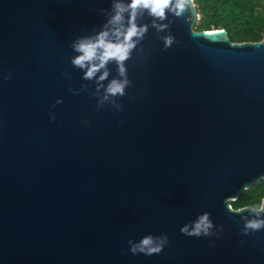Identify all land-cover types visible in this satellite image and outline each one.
Segmentation results:
<instances>
[{
  "label": "water",
  "instance_id": "water-1",
  "mask_svg": "<svg viewBox=\"0 0 264 264\" xmlns=\"http://www.w3.org/2000/svg\"><path fill=\"white\" fill-rule=\"evenodd\" d=\"M176 2L163 21L137 10L131 83L105 99L117 63L84 79L72 45L115 41L130 0H0V264H264V229L244 234L264 210L231 206L264 180V39L197 31ZM205 213L208 236L181 233ZM165 234L160 254L128 251Z\"/></svg>",
  "mask_w": 264,
  "mask_h": 264
},
{
  "label": "clouds",
  "instance_id": "clouds-1",
  "mask_svg": "<svg viewBox=\"0 0 264 264\" xmlns=\"http://www.w3.org/2000/svg\"><path fill=\"white\" fill-rule=\"evenodd\" d=\"M172 4V0H130L126 6L122 3H114L111 19L108 24L113 26L112 35L116 37V40L109 39V31H101L93 38L80 39L76 41L72 48L75 52L79 53L75 58L71 59V64L80 69L87 68L84 79H92L96 73L104 69L109 61H115L118 65L119 74L124 79L112 80L108 85L106 92L108 96H123L125 94V88L130 85V81L126 77V69L124 62L129 59L131 51L136 47L137 43L143 39L147 32V25L138 26L135 22L137 10L147 9L149 15L152 17L159 18L163 21L165 12L169 9ZM177 15H180L185 9V0H177L176 2ZM128 12L127 28L124 30V13ZM159 31H163L167 25H156ZM135 38V39H134ZM173 37L167 36L163 38L165 49L169 48L173 43ZM98 61V63L96 62ZM67 76V73H63ZM108 72L104 71L99 77L101 81L106 79ZM12 73L9 72L3 76L2 79L7 81L11 79ZM72 92V89H69ZM75 94V93H74ZM62 100H58L57 103H62ZM53 108L55 105L52 106ZM50 119L54 122L55 115L50 114ZM85 124L89 121L85 120ZM264 210V205L253 207V211L259 216L260 212ZM239 211V209H237ZM212 227L211 221L209 220V214L205 213L200 216L198 222L195 223L193 229L189 231L188 227L181 229V233L188 237L199 238L202 234L204 236L209 235V229ZM264 229V219H249L244 224V234L247 235L250 231L256 232ZM130 251L133 255L144 254L145 256H152L154 254H160L165 246L169 243L168 236L161 235L159 237L146 236L142 238L138 243H133L131 240L128 241Z\"/></svg>",
  "mask_w": 264,
  "mask_h": 264
},
{
  "label": "trees",
  "instance_id": "trees-1",
  "mask_svg": "<svg viewBox=\"0 0 264 264\" xmlns=\"http://www.w3.org/2000/svg\"><path fill=\"white\" fill-rule=\"evenodd\" d=\"M200 22L197 31L226 30L232 43L261 42L264 39V0H194ZM264 180L252 186L231 206L237 209L261 206Z\"/></svg>",
  "mask_w": 264,
  "mask_h": 264
}]
</instances>
